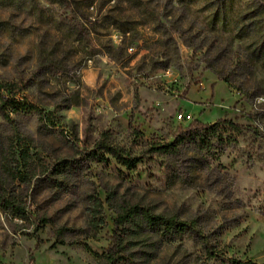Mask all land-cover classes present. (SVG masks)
<instances>
[{"label":"rangeland","instance_id":"1","mask_svg":"<svg viewBox=\"0 0 264 264\" xmlns=\"http://www.w3.org/2000/svg\"><path fill=\"white\" fill-rule=\"evenodd\" d=\"M178 1L146 0L155 16L135 21L140 35L124 51L81 59V46L67 38L68 10L46 0H0V82H23L41 112L52 114L12 115L44 163L29 183L18 182L3 167L14 132L4 116L11 109L0 104V192L33 213L24 221L0 210V264H104L116 214L106 204L107 225L94 236L89 207L108 191L195 223L230 259L264 264V53L252 55L264 47L249 30L255 6L246 7L254 0L226 9L219 0ZM110 37L115 48L122 44L118 31ZM181 114L206 124L226 117L249 129L228 145L187 142L176 154L150 153L131 171L111 156L108 164L80 159L104 133L133 155L171 141L192 121ZM61 162L70 165L65 178L54 170ZM148 240L129 254L132 264H231L209 258L194 235Z\"/></svg>","mask_w":264,"mask_h":264},{"label":"trees","instance_id":"2","mask_svg":"<svg viewBox=\"0 0 264 264\" xmlns=\"http://www.w3.org/2000/svg\"><path fill=\"white\" fill-rule=\"evenodd\" d=\"M46 1L62 6L69 11L70 20H72L73 24L67 31V38L76 48L81 46V59H91L101 52L113 58L115 51H124L127 44L140 35V29L135 21L147 22L146 17L155 16L149 10L146 0ZM219 1L224 9H226L227 4L230 6L237 2V0ZM178 2L187 4L186 0H179ZM246 7H254L249 12L255 18L249 26V30L255 33L254 43L260 41L264 47V0H254L247 3ZM221 26L225 27L226 25L222 23ZM113 30L118 31L122 36V44L118 48L113 46L110 37ZM238 30L244 33L243 28ZM240 37L241 33H237V38ZM263 53L264 50L254 51L252 55L262 56ZM26 88L27 86L20 81L0 82V104L3 108L11 109L10 111H5L4 116L14 132L8 147L2 151L3 167L6 174L13 181L29 183L36 167L39 165L42 167L44 163L38 153L31 152L32 143L30 139L23 137L19 133L12 115L14 113L36 111L46 120L52 114L41 112L40 107L26 92ZM248 129V126L226 117L207 124L198 119H193L187 126H179L177 128L173 140L165 142L153 141L149 149L139 155H133L131 150L117 145L111 140L109 133H104L95 142L93 148H83L80 151V159L82 161L96 159L99 162L108 164L110 158H113L126 170L131 171L143 162L146 155L150 153L176 154L179 152V147L187 142H193L201 149L211 148L213 141L228 145L236 143L240 138L245 137ZM109 156L111 157L109 158ZM69 166L63 162L56 163L54 164V170L59 177L65 178L67 177L65 171ZM63 182L61 180L60 185H63ZM107 193L105 201L101 197L93 195L91 198L92 205L89 207V225L94 236L107 225L105 205L107 204L116 214L113 233L109 239L110 243L102 255L104 264H132L135 259L129 254L138 247L147 246L149 244L148 238H151V236L163 241L184 234L199 237L208 257L211 259L218 258L229 261L231 264H257L253 261L240 262L230 259L225 253L209 243L195 223L180 221L173 216L156 214L140 204L122 203L117 199L116 193L112 191ZM0 210L11 216V218H18L24 221L33 215L22 202L5 190L0 192ZM31 259L34 261L33 254H31Z\"/></svg>","mask_w":264,"mask_h":264},{"label":"built area","instance_id":"3","mask_svg":"<svg viewBox=\"0 0 264 264\" xmlns=\"http://www.w3.org/2000/svg\"><path fill=\"white\" fill-rule=\"evenodd\" d=\"M179 120H183V121H190L192 120V116L191 115H184V114H181L178 116Z\"/></svg>","mask_w":264,"mask_h":264}]
</instances>
